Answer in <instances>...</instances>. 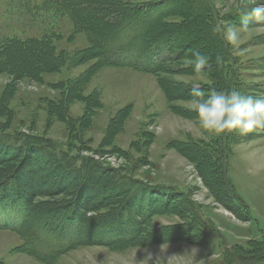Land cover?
Instances as JSON below:
<instances>
[{"label": "rangeland", "instance_id": "1", "mask_svg": "<svg viewBox=\"0 0 264 264\" xmlns=\"http://www.w3.org/2000/svg\"><path fill=\"white\" fill-rule=\"evenodd\" d=\"M157 1L0 0V136L6 147L33 142L38 153L32 161L23 155L11 164L26 183L22 194L35 196L33 209L45 204L50 211L81 197L77 205L84 212L99 192L86 188L89 173L80 167L92 163L107 172L108 199L83 217L91 227L102 221L126 230L113 239L99 226L83 238L75 232L78 243H53L37 257L25 252L21 235L0 231V264H139L148 254L153 260L144 264L157 258L161 264L264 262V128L243 136L210 134L190 103L193 88L205 95L233 87L264 95V21H252L251 31L233 46L212 29L239 26L253 0H177L168 6L176 5L173 13L153 28L160 35L174 28L184 37L161 70L140 72L100 61L101 49L121 45L120 31L106 25L127 16L109 7ZM93 12H105L97 16L103 26L92 25L85 13ZM128 23L129 17L122 24ZM193 50L211 57L203 79L193 74ZM23 150L20 143L18 152ZM53 152L78 159L72 165L82 177L76 178L79 185L71 187L50 170ZM11 153H4L0 170ZM72 223L61 230L78 224ZM32 247L41 245L34 240ZM53 250L60 251L58 257L45 262Z\"/></svg>", "mask_w": 264, "mask_h": 264}, {"label": "trees", "instance_id": "2", "mask_svg": "<svg viewBox=\"0 0 264 264\" xmlns=\"http://www.w3.org/2000/svg\"><path fill=\"white\" fill-rule=\"evenodd\" d=\"M170 3L176 4L177 0H160L152 4L137 6L134 8H121L123 6H115L116 10H112L114 5L110 6L109 8L111 9L112 13H119L120 15L126 13L127 16L117 18L118 22H114L116 21L115 19L111 22L107 21L109 23L106 25L107 28L114 27L115 29H118L120 31V35L117 36V40L121 41V45L117 48L111 45L107 48L101 49L99 60L109 65L132 68L140 72L155 73L161 70L162 67H164L175 58V52L177 50H180V44L184 41V37L183 35H181L182 33L174 30V28H171L172 30L169 29V31H167L166 34L163 35H160L161 33H157V30L155 32L153 30L157 23H161L163 20H165V18H167V16L170 15V13H173V11L175 10L176 5L171 9L168 8ZM119 9L123 12L119 11ZM127 11H129L130 14H127ZM104 13L105 12H93L85 14L87 16H91L89 18L93 20L92 25L98 24L99 26H103L100 24L101 20L97 19V16H100ZM127 17H129L128 25L122 24ZM111 24L112 26H109ZM92 29H95V26H92ZM90 30L91 28L89 29V31ZM94 39L98 40V44H100L101 40L99 39V37H94ZM148 39L152 40L153 43H150ZM107 49L110 51L109 56H105L103 54V52ZM4 142L5 139L0 136V150L2 149L0 158L3 156V158L0 160L2 162L5 161V152L6 154L8 152H12L11 154H9V156L13 159H8L7 161L9 162L3 165H9L6 168H2V170H0V179H4L3 181H0L2 184L0 187V198L14 203L15 206L19 204L27 212V221L25 223V226L21 230L17 231V233L21 235L25 240V243L22 246L25 252H28L35 257L40 255L39 252L32 247V242L34 240H37V242L40 239L48 241L47 243L50 245L51 249L53 247L50 242L62 243L66 239H69L71 240V244L78 243L75 241V239H78L76 233L80 235L81 238H83L85 232H87L88 230L94 231L98 226L100 230L102 229L101 231H106V233L109 234L112 239L125 233L126 230L124 229H114L111 225H108L106 223L105 225L101 224L102 221L100 223H94V226L91 227V221L89 220V218L83 217V215H85L86 213L95 211V206L97 205V202L99 200L108 199L106 197V194L108 193H106L105 190L107 188V185H105L103 182L106 178V176L103 175H106L107 172L105 174L99 173V171L96 169L97 166L93 165L92 163L84 165L85 162H83V166H80L83 169L86 168L89 173L87 179L89 181V185L86 188L89 189V191H92V189L94 188V190L97 189L99 190V192H104V197H101V194L99 192L97 195H94L91 199L92 201H94V206H90L89 204L87 207H84V212L78 210L79 200L81 199V197H79L80 199H78L76 203L67 200L63 201L64 203L56 206L58 210L53 209L52 211H50L49 209L52 208L48 207L45 204L37 206V210H35V208L33 209L32 204V199L35 196H33L31 199L30 197H28L27 193L26 196L22 194V190H24V187H26V183H23V180L21 182V178L19 175L20 171L18 173H16L17 171L13 172V166H11V164L17 162V160H15L14 158L18 156L23 157V155L25 157H29L31 161L34 160L35 156H38V153L35 150L36 145L33 142L25 141L26 143H24V141H22L16 143L11 142V144L7 145L8 147H6V144ZM20 143L21 149L23 150L24 146L26 145L25 150L28 152H25V150H23L22 152H18ZM47 150L45 149L44 151L49 152ZM15 152L17 153V155H14L13 157L12 154ZM46 152L43 153L47 155ZM53 154L54 156H50V158L49 156L47 157L49 158L48 164L50 170L54 171V173L57 175V178L60 176L62 181H64V179H68L67 182L70 180L69 185L74 183L73 185H71V187L79 185L81 183V180L76 178L79 177L80 172L76 169V167L72 165L74 162L77 163L78 159H72L71 156L64 152H61L59 154L53 152ZM66 162L67 167L64 164ZM32 168L33 167L29 166V169ZM32 171H34L35 173V168H33ZM225 172L226 171H224V173ZM80 178L82 179L81 175ZM27 179L29 182L32 181L28 177ZM61 183L62 182L60 181L59 184ZM135 183L137 184V182ZM7 189H11L15 193H8L6 191ZM69 189L71 188L69 187ZM115 189H117V187H115ZM84 197L88 198L86 196ZM85 198H82L84 202L86 201ZM96 207L98 208V206ZM6 211L12 212V206L7 205ZM65 222L70 224H73L72 222H78V224L74 225L75 227L69 225L66 229L61 230L62 225L66 224ZM100 224L102 226H100ZM28 243L31 244L30 248L26 246ZM79 243L83 244L84 241L80 240ZM47 255L49 256V259H47V257L45 256V262H50V260H54L58 257V250H53V252H49ZM262 264H264V262Z\"/></svg>", "mask_w": 264, "mask_h": 264}, {"label": "clouds", "instance_id": "3", "mask_svg": "<svg viewBox=\"0 0 264 264\" xmlns=\"http://www.w3.org/2000/svg\"><path fill=\"white\" fill-rule=\"evenodd\" d=\"M252 21H264V2L253 0V6L249 7L241 17V24H228L221 27L217 24L213 27V33H219L226 42L236 46L242 38L241 33L251 31L249 27ZM222 57L217 56L219 64ZM211 63V57L198 50L192 51V69L196 77L203 79L206 75L204 69ZM190 103L197 113L199 126L213 135H221L228 132H236L239 135H247L259 128H264V95L253 96L243 94L233 87L230 90H210L207 95L204 91L193 88L191 90ZM145 260H153L152 254H148L139 264ZM163 259L157 258L155 264H161ZM164 262V261H163Z\"/></svg>", "mask_w": 264, "mask_h": 264}]
</instances>
